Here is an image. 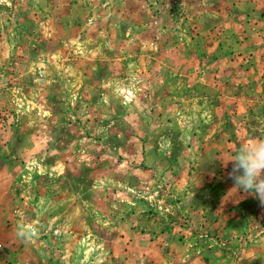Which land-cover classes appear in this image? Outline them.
I'll return each mask as SVG.
<instances>
[{
    "label": "rangeland",
    "instance_id": "374dc122",
    "mask_svg": "<svg viewBox=\"0 0 264 264\" xmlns=\"http://www.w3.org/2000/svg\"><path fill=\"white\" fill-rule=\"evenodd\" d=\"M251 137L264 0H0V264H264Z\"/></svg>",
    "mask_w": 264,
    "mask_h": 264
},
{
    "label": "clouds",
    "instance_id": "9594fccd",
    "mask_svg": "<svg viewBox=\"0 0 264 264\" xmlns=\"http://www.w3.org/2000/svg\"><path fill=\"white\" fill-rule=\"evenodd\" d=\"M229 162L232 168L228 176L234 181L235 188L254 196L264 207V140L249 138L248 145L239 147L224 166ZM38 235L36 226L18 225L17 236L22 240L32 242Z\"/></svg>",
    "mask_w": 264,
    "mask_h": 264
}]
</instances>
